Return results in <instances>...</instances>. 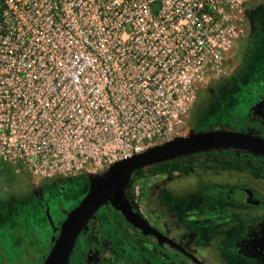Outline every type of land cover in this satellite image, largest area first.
Here are the masks:
<instances>
[{
    "label": "rangeland",
    "instance_id": "374dc122",
    "mask_svg": "<svg viewBox=\"0 0 264 264\" xmlns=\"http://www.w3.org/2000/svg\"><path fill=\"white\" fill-rule=\"evenodd\" d=\"M88 1L94 3L95 0ZM100 1L104 3L103 9L111 15L100 23L93 18L96 16L95 6L83 8L88 11L82 21L86 22L85 27L100 30L92 38L81 31L84 23L75 22L78 37H42L38 44L30 43L29 50L17 61L5 54L0 56V60L7 64L0 66V73L10 72V62L17 64L18 69L26 68V79H0L5 85L0 86V91L31 94L24 104L15 101L18 111L12 119L0 117L1 128H7L4 124L10 122L13 127L9 146L0 145V161L5 152L6 160L11 153L14 156L13 163H7L17 177L13 179L10 175V182L3 184L5 187L11 185V190L25 189L27 185L35 187L41 179L54 177L83 175L98 179L113 163L134 151L126 144H135L142 151L194 132L197 127L194 103L198 96L210 93L216 81L237 74L248 48L255 45V31L247 38L249 21H255L256 28L262 26V19H250V14L259 5L261 11L264 10V0H165L162 16L155 19L146 13L144 0ZM201 3L203 7L199 5ZM260 36L256 49H260L261 56L249 75L244 73L248 75L245 84L239 89L230 88L233 90L223 95L247 97L246 89H254L257 82L264 81V29ZM85 42H97L99 46L96 51H84ZM39 46L41 51H35ZM57 82H61L63 96L73 97L75 109L91 96V86L96 85L101 91L103 106L97 115L103 124L98 128L104 133L99 138L100 143L111 150L108 158L99 156L101 165L94 163L96 158L89 142L82 147V156L78 155L77 149L64 151L57 144L53 148L57 134L62 132L61 126L67 128V125L58 123L51 128L52 118L26 114L28 110H35L31 99L36 98L38 106L39 103L49 106L48 95L56 90ZM244 103L243 99L234 102L233 113L243 111L241 104ZM2 106L0 104V109ZM229 114L226 109L224 118ZM80 125H74L73 131ZM142 127L145 128L144 136ZM41 142H45L51 151H60L67 158L76 159L78 164L70 166L66 176L43 177L48 169L39 167L36 171L33 165L21 162L25 157L23 149L31 154L39 149ZM177 159L163 162L162 166L175 164ZM77 179L74 178L72 188H66L56 197L45 194L48 213L56 226L61 224L64 213L84 192V183ZM8 195H0V250L11 257L18 254V247L7 230L10 225L21 228L26 238H29V227L35 228L33 233L43 238L44 232L39 230L49 229V221L33 198L10 200Z\"/></svg>",
    "mask_w": 264,
    "mask_h": 264
},
{
    "label": "flooded vegetation",
    "instance_id": "af4514ba",
    "mask_svg": "<svg viewBox=\"0 0 264 264\" xmlns=\"http://www.w3.org/2000/svg\"><path fill=\"white\" fill-rule=\"evenodd\" d=\"M261 9L259 5L252 11L250 19L263 21ZM248 29L249 39L257 30L255 21H249ZM226 81H216L210 93L198 96L194 120L199 126L193 131L230 130L264 140V81L246 89L244 98L223 95L233 90L220 88ZM242 99L246 102L241 104L243 111L233 113L234 102ZM207 108L213 110L211 119H203ZM226 109L230 114L224 118ZM177 160L175 164L162 166L161 162L135 170L124 188L131 210L148 225L146 233L108 200L78 234L66 264H264V154L225 148L199 151ZM74 178L85 188L64 213V220L87 193L86 176L41 179L37 186L27 185L21 190L5 187L0 179V195L9 194L10 200L33 198L46 214L45 194L56 197L72 188ZM50 220L49 229L39 230L44 232L43 238L33 233L35 228L29 227L26 238L21 228L10 225L7 230L17 242L18 254L8 257L0 250V264H43L61 225Z\"/></svg>",
    "mask_w": 264,
    "mask_h": 264
},
{
    "label": "built area",
    "instance_id": "2783aa9c",
    "mask_svg": "<svg viewBox=\"0 0 264 264\" xmlns=\"http://www.w3.org/2000/svg\"><path fill=\"white\" fill-rule=\"evenodd\" d=\"M146 13L152 18H160L163 13L165 0H162V8L160 10V15L154 17L150 11V3L152 0H144ZM99 0H95L94 3L88 0H0V56L5 54L6 56L15 57L14 59H19L21 55L25 54L29 49L30 43L38 44L40 38H45L47 36L54 38H71L78 37V29L75 27L74 23H84V27L81 31L87 33L85 36L92 38L94 33H99V28H87L85 26L86 22H82L86 15V6H95V15L93 18L100 23L101 20L111 17L110 13L103 9V4ZM203 7L204 4H199ZM207 7V5L205 6ZM206 15V14H203ZM125 31V30H124ZM91 34V36H89ZM8 39V41H6ZM32 40H35L34 42ZM84 51H96L99 43L97 42H85L83 44ZM35 51L40 52L41 46L35 48ZM43 52L45 50L43 49ZM13 61V60H12ZM10 64L8 73H0V79L11 78V79H26V68H19L17 64ZM7 65L4 61L0 60V66ZM91 86V83L88 82ZM29 85V83H26ZM25 85V86H27ZM0 86L3 82L0 81ZM61 82L55 84L56 90L48 95L49 106L40 105L36 102V98L31 99L35 105V110L26 112L27 115H41L43 117L52 118L51 128H54L58 123L67 125V128H63L61 134H57L58 137L53 143L60 146L64 151L69 148L71 150H78V155L82 156V147L89 142L90 150L93 151V156L96 160H93L96 164H102L99 156H104L108 158L111 155V150L105 144L100 143V136L104 133L103 130L98 128L102 126V122L98 117V111L102 108L103 104L101 91L96 88L97 86H91L90 91L92 92L86 102H83L81 106L75 109L72 106V98L70 96H63L62 90L60 89ZM96 95V96H95ZM31 97V94H26V92H14L0 91V104L3 105L0 109V117L6 116L12 119L16 116L18 111L17 102L24 104ZM17 101V102H15ZM2 123V122H1ZM0 123V126H1ZM80 123L81 125L77 128H73L74 125ZM4 124V123H3ZM11 124V122H10ZM4 124L7 128L0 127V145L2 147H8L10 144V134L12 132V125ZM143 136L145 128L142 127ZM57 129V133H58ZM135 135H132L134 138ZM149 137V134L146 135ZM141 139V137L139 136ZM157 145V144H156ZM133 148L130 154L124 155L120 160L129 157L133 154L143 152L140 151L137 145L126 144ZM154 146V145H153ZM39 149L28 154L25 152V157L21 158V162L25 165H33L36 171L39 167L43 170L48 169V173L44 174L43 177H53L54 175L60 174L62 176L67 175V171L70 166H76V159L67 158L60 151H51L45 142H41L38 146ZM151 147V146H150ZM7 152L8 149H7ZM21 155V154H20ZM12 156V157H11ZM6 160V152L4 157L1 159L6 162L9 161L13 163V153ZM119 161V160H118ZM117 162V161H116ZM8 164V163H7ZM50 168H53L50 170ZM51 172V173H49Z\"/></svg>",
    "mask_w": 264,
    "mask_h": 264
},
{
    "label": "water",
    "instance_id": "95a60500",
    "mask_svg": "<svg viewBox=\"0 0 264 264\" xmlns=\"http://www.w3.org/2000/svg\"><path fill=\"white\" fill-rule=\"evenodd\" d=\"M225 148L264 154V140L230 130L190 132L113 163L98 179L89 176L87 193L79 204L66 214L59 227L57 239L43 264H66L78 234L96 210L108 200L130 223L142 229L144 233L148 231V225L131 210L125 200L124 188L135 170L199 151ZM46 214L50 220L48 210Z\"/></svg>",
    "mask_w": 264,
    "mask_h": 264
},
{
    "label": "trees",
    "instance_id": "16d2710c",
    "mask_svg": "<svg viewBox=\"0 0 264 264\" xmlns=\"http://www.w3.org/2000/svg\"><path fill=\"white\" fill-rule=\"evenodd\" d=\"M162 8V0H152L150 3V11L154 17H158L160 15V10ZM264 21V20H263ZM262 21V22H263ZM264 26L261 28H257L255 31L254 38V43L255 44L253 47L248 48V52L245 55V60L242 62L240 65V68H238L237 74L235 76H232L231 78L227 79L226 83L222 84L220 88L223 86V88L226 90L227 88H242L241 85L245 84V77L246 75L251 72L252 67L254 63L257 62V59L261 56V54L258 52L260 49H256V44L258 43L257 40L260 39V34L263 33ZM244 73H247L246 75ZM249 75V74H248ZM247 75V76H248ZM213 110L210 108L205 109V112L203 113V119H211L213 117ZM196 126H199L196 121H195ZM14 174L13 171L11 170L10 166L4 162L0 161V179L4 182L9 181L10 179L8 178L10 175Z\"/></svg>",
    "mask_w": 264,
    "mask_h": 264
}]
</instances>
